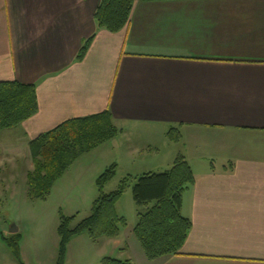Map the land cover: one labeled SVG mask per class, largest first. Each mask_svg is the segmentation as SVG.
Here are the masks:
<instances>
[{
    "label": "crops",
    "instance_id": "obj_1",
    "mask_svg": "<svg viewBox=\"0 0 264 264\" xmlns=\"http://www.w3.org/2000/svg\"><path fill=\"white\" fill-rule=\"evenodd\" d=\"M99 2L0 0V81L35 84L37 100L32 116L0 130V175L9 171L2 178L12 192L17 176L26 187L31 139L68 119L110 111L118 132L95 148L104 166L116 147L130 165L136 154H153L142 174L166 170L179 155L193 171L182 194L191 228L180 253L147 259L134 225L104 239L112 253L137 264H264V0H135L115 32L97 27ZM171 127L176 141L167 137ZM155 131L161 144L151 139ZM110 161L118 166L115 155ZM56 226L48 233L57 250ZM17 233L25 264H54L56 251L45 258L32 230ZM80 236L87 235L70 240L65 264Z\"/></svg>",
    "mask_w": 264,
    "mask_h": 264
},
{
    "label": "trees",
    "instance_id": "obj_2",
    "mask_svg": "<svg viewBox=\"0 0 264 264\" xmlns=\"http://www.w3.org/2000/svg\"><path fill=\"white\" fill-rule=\"evenodd\" d=\"M135 0H100L94 20L97 27L109 31L122 29L129 20ZM92 37V36H91ZM89 37L78 50L80 59L89 44ZM37 111L35 84L19 81H0V130L12 129ZM118 132L110 111L68 119L29 141L33 168L27 172L26 192L29 198L45 199L53 184L83 153L112 139ZM169 140L176 141L179 131L171 127ZM116 164L107 166L96 178L98 196L92 201L87 216L76 221V214L60 212L56 226L58 235L55 264H65L70 240L85 233L93 242L116 238L125 228L126 219L116 211V203L128 185L124 177L118 186L106 193V183L115 175ZM193 183V171L182 155L161 172L143 173L131 187L136 204H150L138 213L132 233L147 259L179 254L191 228V220L181 212L182 194ZM6 241L13 255L20 259L19 233L9 234ZM12 264H25L22 260ZM101 264H137L131 259L105 256Z\"/></svg>",
    "mask_w": 264,
    "mask_h": 264
},
{
    "label": "rangeland",
    "instance_id": "obj_3",
    "mask_svg": "<svg viewBox=\"0 0 264 264\" xmlns=\"http://www.w3.org/2000/svg\"><path fill=\"white\" fill-rule=\"evenodd\" d=\"M139 129L142 130L143 128L139 127ZM2 133L3 132L0 131V135H3ZM154 133L155 135H152L151 139H157V143L161 144L163 142L161 136L163 135L160 134L159 131H155ZM20 139L22 138L20 137ZM10 140H12V138L8 139V143ZM132 140L137 141V144H143L139 143L140 139L137 135L133 136ZM18 146L24 147V145ZM98 149L99 148L81 154L56 180L53 184L54 187L52 188V191L45 199L29 198L25 193V182L22 184L20 176H17L16 178L17 190L12 192L13 185L12 183L9 185V177L5 179L2 178L6 176L5 174L8 175L9 171L3 169V174L0 175V178L3 180L0 181L1 264L9 262L17 263L21 260V258L17 259L13 255L6 241L9 234L11 235L17 233V230L15 233H9L11 228L10 222H13L15 226L19 227V232L20 228H27L28 230H32L34 232L32 238L37 241L38 248L41 253L47 254L45 258L49 259L48 254L50 251L52 253L53 251L54 253L56 251L57 256V250L53 245L52 235H49L48 233L49 229L51 230L54 222L55 225L56 223L58 224L60 212L66 215L70 213H72V215L76 214V221L89 214L92 201L98 196L96 178L107 166L110 165L109 162H112L110 160L114 155L118 166L116 165L115 175L109 182L106 183L103 191L108 193L114 190L118 186L119 182L126 177L128 179V185L115 205L116 211L119 215L126 219L127 226H133L136 223L138 213L144 212L150 204H136L132 198L131 187L136 182L137 177L142 174V171L150 165L149 161L144 159H153V154L148 153V156H145L147 153H140V155L136 154V163L130 165V162L127 161L126 154H123L122 156L116 155V147H112L111 150L107 148L108 165L104 166L106 159L104 158L105 160H102L100 158L101 155H98L99 153H97V151H99ZM104 149L106 150V147ZM17 162L19 165L18 171L21 173L23 161L19 159ZM92 162H97L94 167V164H91ZM161 164L163 165L164 162H161ZM170 166L166 167V169ZM25 167H27V164H25ZM160 170L164 171L165 169ZM36 220H38V222L34 223ZM127 231L128 230H126L125 233H128ZM83 234L86 235L85 233ZM80 237L84 238H78V242L70 246V264H97V261L98 263H101V259L105 256L126 259V255L124 253L121 254V251L117 250L112 253V249L108 246L106 240H104L107 238L100 240L98 244L92 240H90V242L81 240L87 239V236ZM127 241L128 240L126 239L125 242ZM86 243L87 245L89 243L91 246L86 247ZM78 248L80 250H84L83 255H79L77 251H73ZM98 252L101 253L99 257L97 255ZM55 262L56 258L54 260V264Z\"/></svg>",
    "mask_w": 264,
    "mask_h": 264
},
{
    "label": "water",
    "instance_id": "obj_4",
    "mask_svg": "<svg viewBox=\"0 0 264 264\" xmlns=\"http://www.w3.org/2000/svg\"><path fill=\"white\" fill-rule=\"evenodd\" d=\"M16 230H17V227L15 225H12L11 228H10V230H9V232L10 233H15Z\"/></svg>",
    "mask_w": 264,
    "mask_h": 264
}]
</instances>
